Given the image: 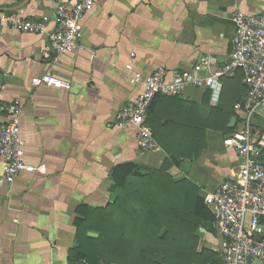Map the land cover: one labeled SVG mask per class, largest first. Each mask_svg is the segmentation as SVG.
Masks as SVG:
<instances>
[{
	"label": "crops",
	"instance_id": "crops-1",
	"mask_svg": "<svg viewBox=\"0 0 264 264\" xmlns=\"http://www.w3.org/2000/svg\"><path fill=\"white\" fill-rule=\"evenodd\" d=\"M74 1L0 0V16L46 18L54 29L57 4ZM237 7L257 15L264 11V0H96L81 21L84 48L57 61L46 36L16 30L0 17V106L20 99L24 160L47 167L22 171L13 184L0 185V264H88L77 254L101 256L104 243L116 241L120 225L114 214L123 210L137 216L149 208L156 213L189 210L193 216L197 198L217 191L236 173L238 154L224 139L243 125L235 108L247 95L242 71L222 79L218 102L209 89L193 87L179 96H157L147 119L158 152L142 151L137 129L118 127L116 120L159 67L170 79L205 53L223 64L232 49ZM45 74L69 81L70 89L32 85L34 77ZM7 120L0 111V124ZM252 125L264 132V113L256 114ZM259 151L264 161V146ZM124 163L138 164L145 176L131 174L117 186L114 171ZM165 174L171 178L168 199L160 198L158 185L143 192L141 205L132 200L130 209L121 208L126 199L121 189L150 176L162 180ZM172 193H180L178 200ZM193 220V238L182 234L173 247L160 250L164 241L150 244L141 236L134 241L129 234L123 251L99 264H223L225 241L214 218ZM133 244L146 251L131 250Z\"/></svg>",
	"mask_w": 264,
	"mask_h": 264
},
{
	"label": "built area",
	"instance_id": "built-area-1",
	"mask_svg": "<svg viewBox=\"0 0 264 264\" xmlns=\"http://www.w3.org/2000/svg\"><path fill=\"white\" fill-rule=\"evenodd\" d=\"M95 2L58 3L54 29L49 28L46 18L22 19L9 13H2L0 17L16 30L46 36L57 61L62 54L84 48L81 21ZM233 23L232 49L223 64L217 65L212 55L205 53L191 68L174 72L170 79L168 70L159 67L143 81L142 92L120 109L116 125L135 127L138 147L142 151L158 152L161 147L147 119L157 96H179L193 87L209 89L211 100L218 102L222 79L242 71L247 95L235 108L242 113L243 125L224 139V144L237 152L239 167L233 176L224 179L217 191L204 193L203 198L225 241L223 264H252L255 260L264 264V161L259 151L264 146V132L255 130L252 125L253 117L264 113V11L250 15L237 7ZM140 77L138 74L137 80ZM31 82L34 86L71 87L69 81L51 74L36 76ZM0 111L8 116L7 122L0 124V159L3 160L0 185L13 184L22 171L45 172V164L34 165L24 160L20 99L2 104Z\"/></svg>",
	"mask_w": 264,
	"mask_h": 264
},
{
	"label": "rangeland",
	"instance_id": "rangeland-1",
	"mask_svg": "<svg viewBox=\"0 0 264 264\" xmlns=\"http://www.w3.org/2000/svg\"><path fill=\"white\" fill-rule=\"evenodd\" d=\"M228 99L232 101L233 95L231 98V95L229 94ZM166 175L167 174H165V176ZM170 179H171L170 176L168 177L166 176L162 180L158 179L156 182H154V180H152V176H150L149 179L142 178V179H139V181L134 182L133 185L126 186V188L121 189L122 194H123L122 197L124 196L126 197V199L121 200V208L130 209L131 207L129 206V204L130 202L133 203L132 200L138 202V204L143 203L141 201V197L144 195L143 192L151 193L154 191V188L157 187L158 185H160L161 191L158 189H156L155 191L159 192L160 198L164 197V200H165V197H166V199H168L167 195H169L171 191V180ZM183 188L187 189L186 186H184ZM179 194L180 193H176V194L172 193L171 195H174V198L177 199V195ZM157 215H158L157 216L158 225L163 226L162 231L166 229L165 235L163 237V238L166 237V239H164L163 244L162 243L160 244L162 245L160 250H166L167 249L166 247L171 246V245L173 247L174 243H176L181 237L184 236L182 234L189 233L191 238H193L195 234V226H194L195 222L192 216L190 215L189 210L185 211L183 209H180V210L173 211L172 209H169V210L165 209L163 213L158 212ZM136 217L137 216H135L134 213L130 214L129 212L127 213L123 210L119 211L118 214L113 215V218L116 221H118V224L120 225L122 230H125L128 236L129 234H131V237L134 241L136 240L137 234L132 232L134 230L133 225L131 226L129 223ZM159 230L156 231L155 238L157 235L160 238V234L162 231H159ZM123 236L125 238V234ZM148 243L153 244L155 243V240H153L152 238L148 241ZM149 245H147V253L150 254L152 251L149 249L148 247ZM153 250H157V249L154 248ZM112 255L113 253L109 254L110 257Z\"/></svg>",
	"mask_w": 264,
	"mask_h": 264
},
{
	"label": "trees",
	"instance_id": "trees-1",
	"mask_svg": "<svg viewBox=\"0 0 264 264\" xmlns=\"http://www.w3.org/2000/svg\"><path fill=\"white\" fill-rule=\"evenodd\" d=\"M170 160V159H169ZM115 174L114 177L116 178L115 180V184H117V186H124L126 184V180L128 178L129 175H134V176H145V173L141 172L139 169V165L136 163H124L119 165L118 167L115 168ZM148 174L151 173V169H149V172H147ZM147 174V175H148ZM141 199H143V203L144 200L146 198H144L143 196L141 197ZM204 198L202 199L201 197L197 198L196 201V205H195V209H194V214L192 216V218L196 217H200L203 220H215L214 215L211 213V211L206 207V205L204 204ZM147 204H151L150 201H147ZM147 210L145 211V213L139 214L137 215L136 218H134L132 220V224H133V229H135L136 231L134 232L136 235V240H138L139 238H144L146 240H150L153 238V240H155V242H161L162 240L164 241L165 238H159V236L157 235L155 238V234H156V230L158 228V222H157V213L154 210H151L149 208H146ZM165 211V210H164ZM79 221V219H78ZM81 222V221H79ZM142 225V226H141ZM144 226V227H143ZM156 229V230H155ZM145 230H147L146 232H144ZM125 234V238L124 235ZM107 233H106V240L107 238ZM141 236V237H140ZM128 235L125 232V230H122L121 227L118 228V231L116 233V241H112L111 243H109V240H107L104 245L105 246L104 250L101 251V256H96V255H92V254H86V253H78L77 255L79 256L80 259H85L86 262L88 264H99L101 260H105L107 258H109V254L114 252H118L123 251L124 249V245L122 244L123 241H125V239H127ZM152 244V243H151ZM133 247H131V250L138 252V250H141L140 252H144L146 251V248L143 246H135V244L132 245ZM136 247V248H134ZM153 263V261H151ZM154 264V263H153Z\"/></svg>",
	"mask_w": 264,
	"mask_h": 264
},
{
	"label": "water",
	"instance_id": "water-1",
	"mask_svg": "<svg viewBox=\"0 0 264 264\" xmlns=\"http://www.w3.org/2000/svg\"><path fill=\"white\" fill-rule=\"evenodd\" d=\"M235 121H236V118L233 117V118L231 119V121H230V127H233V126H234ZM172 158L177 162V159L175 158L174 155H172ZM211 225H212V223L209 222V226H211ZM165 232H166V229H164V230L161 232L160 236L162 237V236L165 234ZM88 235L91 236V237H98V234H97V233H94V232H89ZM252 264H260V262H259V260H255Z\"/></svg>",
	"mask_w": 264,
	"mask_h": 264
}]
</instances>
